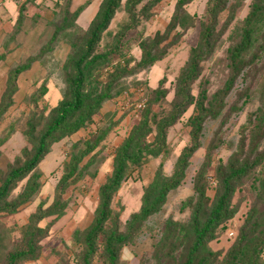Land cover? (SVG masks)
Returning a JSON list of instances; mask_svg holds the SVG:
<instances>
[{"label": "clouds", "instance_id": "obj_1", "mask_svg": "<svg viewBox=\"0 0 264 264\" xmlns=\"http://www.w3.org/2000/svg\"><path fill=\"white\" fill-rule=\"evenodd\" d=\"M0 264H264V0H0Z\"/></svg>", "mask_w": 264, "mask_h": 264}]
</instances>
